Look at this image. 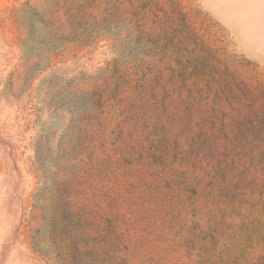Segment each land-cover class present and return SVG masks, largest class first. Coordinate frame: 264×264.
I'll list each match as a JSON object with an SVG mask.
<instances>
[{
	"label": "rangeland",
	"instance_id": "374dc122",
	"mask_svg": "<svg viewBox=\"0 0 264 264\" xmlns=\"http://www.w3.org/2000/svg\"><path fill=\"white\" fill-rule=\"evenodd\" d=\"M222 3L0 0V264H264V0Z\"/></svg>",
	"mask_w": 264,
	"mask_h": 264
},
{
	"label": "crops",
	"instance_id": "0c3cea01",
	"mask_svg": "<svg viewBox=\"0 0 264 264\" xmlns=\"http://www.w3.org/2000/svg\"><path fill=\"white\" fill-rule=\"evenodd\" d=\"M198 2L200 3L201 7L204 9V11H206V13H208L215 21H216V11H220L221 8L219 6V3L221 6H223V0H198ZM223 8L228 11L224 6ZM228 17V18H227ZM222 18L224 20H229V15H223L222 14ZM219 19V18H218ZM226 24V23H225ZM228 25V24H227Z\"/></svg>",
	"mask_w": 264,
	"mask_h": 264
}]
</instances>
